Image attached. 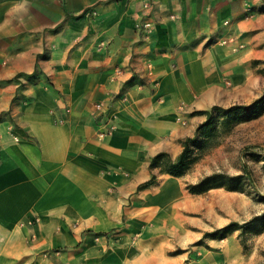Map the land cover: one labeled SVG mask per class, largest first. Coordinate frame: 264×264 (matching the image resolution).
Returning <instances> with one entry per match:
<instances>
[{"label":"crops","instance_id":"obj_1","mask_svg":"<svg viewBox=\"0 0 264 264\" xmlns=\"http://www.w3.org/2000/svg\"><path fill=\"white\" fill-rule=\"evenodd\" d=\"M255 99L264 0H0V264H251L239 230H219L264 209L239 190L187 189L217 157L180 176L149 162L174 161L203 111ZM97 101L113 126L102 139ZM73 222L114 234L81 242Z\"/></svg>","mask_w":264,"mask_h":264},{"label":"rangeland","instance_id":"obj_2","mask_svg":"<svg viewBox=\"0 0 264 264\" xmlns=\"http://www.w3.org/2000/svg\"><path fill=\"white\" fill-rule=\"evenodd\" d=\"M256 101L257 99L248 104H235L241 106V108L234 113L233 118L227 123L222 122V118L225 117L224 114L215 116L213 121L204 128L203 136H199L202 142L193 143L195 146H202L199 150H194V154L191 155V157L196 158L191 168L204 157L214 155L217 158L215 162L213 160L209 162L210 169L214 166L218 169L216 172L229 176L232 175L231 173L234 170H243L246 173L244 176L246 178L245 184L240 183L237 190L252 199L253 211H260L264 209V104H257ZM230 106L232 105L221 108L226 109ZM205 120L198 123V125L205 122ZM247 120H251V124L239 128L240 132H247L246 136L242 134L235 136L229 133L231 129H234L233 126L236 122ZM237 144H241V146L237 147ZM230 223H236L233 226L239 230L237 239L241 244L242 254L250 255L251 264H264V210L260 214L252 215L249 218H241ZM78 228L80 229L81 242L86 243H99L104 239H110L114 234V231L110 230L102 235L80 226L78 222L71 223L72 230ZM187 250L194 251L193 247H188L184 251ZM52 252L57 254L59 250L41 251L45 256L52 254ZM169 253H176V251ZM196 256L194 252L193 256L186 258L185 261L195 260Z\"/></svg>","mask_w":264,"mask_h":264},{"label":"trees","instance_id":"obj_3","mask_svg":"<svg viewBox=\"0 0 264 264\" xmlns=\"http://www.w3.org/2000/svg\"><path fill=\"white\" fill-rule=\"evenodd\" d=\"M257 103V101H256ZM241 108L239 105H232L226 109H221L218 106H212L210 110L203 111L207 117L205 122L199 124L196 128L195 135L190 138H186L182 142V150L178 157L171 161L169 156L164 152H158L152 156L149 162V166L151 168L160 165V163L164 162L162 166V171L166 172L173 176H180L190 170L192 164L195 161V157H191L194 154V150H199L202 145H194L202 142V139H199L201 135L204 134V128L208 126V124L213 121L215 116L218 114H224L222 118L223 123L229 122L236 111ZM237 123V122H236ZM200 136V137H199ZM205 138V137H204ZM242 175H226L221 172L211 173L209 175L203 176L196 183L187 185V189L191 193H202L210 188L214 187H224L228 190H237L239 184L241 183ZM155 175H152L150 179L143 182L140 187H146L154 183ZM236 223H229L225 227L219 230V234L224 236L227 232H230L237 227H234Z\"/></svg>","mask_w":264,"mask_h":264},{"label":"built area","instance_id":"obj_4","mask_svg":"<svg viewBox=\"0 0 264 264\" xmlns=\"http://www.w3.org/2000/svg\"><path fill=\"white\" fill-rule=\"evenodd\" d=\"M148 3H144V8L148 7ZM134 27L140 38H144L146 35H148L149 31L153 27V22L150 19L149 15L142 17L140 19H137L136 22L134 23ZM222 43H226L227 39H222ZM242 45L238 44L235 45L234 48H241ZM118 72L120 71L119 69L117 70ZM94 109L96 111V123L98 125V130H97V138L102 139L106 135H108L113 126L111 123V118L109 114V105L105 104L102 101H97L94 103Z\"/></svg>","mask_w":264,"mask_h":264}]
</instances>
